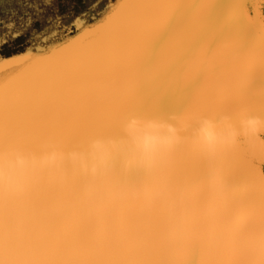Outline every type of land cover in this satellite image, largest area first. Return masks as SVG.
<instances>
[{"label": "bare ground", "instance_id": "obj_1", "mask_svg": "<svg viewBox=\"0 0 264 264\" xmlns=\"http://www.w3.org/2000/svg\"><path fill=\"white\" fill-rule=\"evenodd\" d=\"M121 2L110 0V6ZM221 40L218 48L215 42ZM30 71L27 63L0 65V91ZM133 117L140 121L137 129L123 130ZM204 121L216 141L212 147L201 129ZM170 129L181 137L174 154L178 170L210 180L211 153L218 166L242 181L259 177L264 164V0L194 4L182 22L156 32L144 58L121 74L6 113L0 107L5 215L38 219L56 201L66 211L87 196L83 180L89 169L122 161L142 145L163 144ZM119 184L168 191L161 181L132 170L120 172L112 183L97 181L94 194L105 196ZM117 212L160 226L167 222L169 207L141 203ZM176 212L179 217L180 209Z\"/></svg>", "mask_w": 264, "mask_h": 264}, {"label": "snow or ice", "instance_id": "obj_2", "mask_svg": "<svg viewBox=\"0 0 264 264\" xmlns=\"http://www.w3.org/2000/svg\"><path fill=\"white\" fill-rule=\"evenodd\" d=\"M210 3L123 0L113 8L110 0H0V12L9 9L0 15V65L31 67L29 75L0 91V107L6 113L119 75L144 58L149 39L162 27L182 22L194 4ZM215 43L223 46L222 40ZM139 124L129 118L123 130L133 131ZM201 129L207 144L214 146L206 121ZM180 143L177 130L170 129L165 143L142 145L122 161L89 169L84 177L89 197L97 181L112 183L122 171L142 170L168 189L150 192L143 185L119 184L109 193L122 203L169 207L166 227L159 233L167 242L134 250L133 264H264V170L258 178L242 181L218 166L210 153L207 180L177 169L174 154ZM101 149L97 144L96 150ZM63 212L56 201L38 220L51 221ZM5 217L0 194V264H18L22 248L11 239L5 246Z\"/></svg>", "mask_w": 264, "mask_h": 264}, {"label": "clouds", "instance_id": "obj_3", "mask_svg": "<svg viewBox=\"0 0 264 264\" xmlns=\"http://www.w3.org/2000/svg\"><path fill=\"white\" fill-rule=\"evenodd\" d=\"M132 204L141 203L94 194L43 223L6 215L5 246L9 239L21 246L18 264H133L134 250L167 241L159 235L166 225L146 224L117 212Z\"/></svg>", "mask_w": 264, "mask_h": 264}, {"label": "water", "instance_id": "obj_4", "mask_svg": "<svg viewBox=\"0 0 264 264\" xmlns=\"http://www.w3.org/2000/svg\"><path fill=\"white\" fill-rule=\"evenodd\" d=\"M249 10H250V13L252 14V8L249 7ZM261 138H262V139H261L262 142L264 143V136H262ZM261 164H262V165H261ZM263 166H264V164H263V163H260V165H259L260 172H261L262 170H264V167H263Z\"/></svg>", "mask_w": 264, "mask_h": 264}, {"label": "rangeland", "instance_id": "obj_5", "mask_svg": "<svg viewBox=\"0 0 264 264\" xmlns=\"http://www.w3.org/2000/svg\"><path fill=\"white\" fill-rule=\"evenodd\" d=\"M3 3H8L9 0H2ZM9 11V9L7 8H3V11L0 12V15H4V14H7V12Z\"/></svg>", "mask_w": 264, "mask_h": 264}]
</instances>
